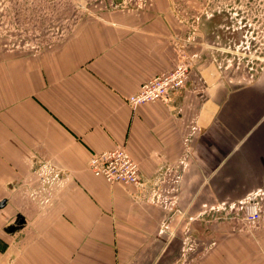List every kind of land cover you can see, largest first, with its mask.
<instances>
[{"label":"crops","instance_id":"0c3cea01","mask_svg":"<svg viewBox=\"0 0 264 264\" xmlns=\"http://www.w3.org/2000/svg\"><path fill=\"white\" fill-rule=\"evenodd\" d=\"M180 4L84 18L54 48L0 62V264H180L196 234L197 264H264V68L237 84L199 58L169 100H125L179 52L201 57L177 45L194 37L180 34ZM120 145L173 205L90 172L93 154ZM248 196L253 225L241 219ZM212 210L223 219L208 225Z\"/></svg>","mask_w":264,"mask_h":264},{"label":"rangeland","instance_id":"374dc122","mask_svg":"<svg viewBox=\"0 0 264 264\" xmlns=\"http://www.w3.org/2000/svg\"><path fill=\"white\" fill-rule=\"evenodd\" d=\"M147 1L124 0L120 5L115 0H0V62L11 56H36L54 48L68 39L84 18L107 17L117 11L139 12L144 10ZM180 1L175 9L176 19L183 29L180 34L184 38L194 37L191 45L188 40L177 45L183 48L186 44L194 51H201V57L193 52L192 58L184 52L190 60L191 71L200 58L212 63L222 79L237 84L256 79L261 74L264 68V0ZM236 16L248 17L252 24L237 29L235 20L232 25V18ZM120 146L126 149L125 145ZM33 160L31 168L35 171L39 162L35 157ZM17 186L23 191L27 188L29 195L24 182ZM31 186L35 196L39 191L33 188L35 184ZM208 213V225L223 219L215 210ZM198 223L200 216L190 217L186 230ZM199 239L198 234L186 236L183 251L189 256L184 263L181 259L180 264H197L200 251L206 250H200ZM211 246L207 247L208 251Z\"/></svg>","mask_w":264,"mask_h":264},{"label":"built area","instance_id":"2783aa9c","mask_svg":"<svg viewBox=\"0 0 264 264\" xmlns=\"http://www.w3.org/2000/svg\"><path fill=\"white\" fill-rule=\"evenodd\" d=\"M190 74V61L184 53L179 52L177 62L171 70L149 78L125 100L132 107L148 102L167 101L171 94L184 88ZM88 169L93 175L103 178L110 184L120 183L136 187L141 192H145L152 203L157 202L163 207L173 205V200L166 193L158 190L157 183L149 185L150 182L142 176L138 163L122 146L93 154L88 161ZM163 172L160 171L159 179H162ZM223 208L224 205L221 204L218 210ZM240 208L244 224L253 225L261 217L258 202L252 196L241 201ZM215 210L217 209L215 208Z\"/></svg>","mask_w":264,"mask_h":264},{"label":"flooded vegetation","instance_id":"af4514ba","mask_svg":"<svg viewBox=\"0 0 264 264\" xmlns=\"http://www.w3.org/2000/svg\"><path fill=\"white\" fill-rule=\"evenodd\" d=\"M234 13V12H233ZM237 14V13H236ZM233 19V24H234V20H235V24L237 25L236 28L240 29L241 26H245V25H250L252 24V22L250 21V18L248 17H240V16H236ZM232 24V25H233Z\"/></svg>","mask_w":264,"mask_h":264}]
</instances>
